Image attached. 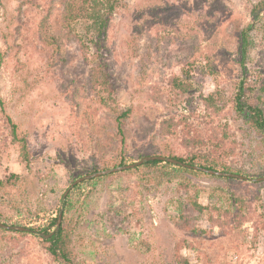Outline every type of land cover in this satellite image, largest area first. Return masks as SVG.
<instances>
[{
  "label": "rangeland",
  "instance_id": "rangeland-1",
  "mask_svg": "<svg viewBox=\"0 0 264 264\" xmlns=\"http://www.w3.org/2000/svg\"><path fill=\"white\" fill-rule=\"evenodd\" d=\"M250 3L127 0L114 13L107 31L105 59L115 86L111 103L101 90L85 89L89 66L75 43L65 46L69 61L63 67L55 58L46 57L40 26L58 2L0 0V99L4 105V114L0 112V180L14 173L33 181L24 197L19 187L0 192V220L51 232L54 226L48 227L49 222L66 202L75 264H177L175 256L187 264H264V222L259 220L264 215V185L175 173L153 189L141 185L143 173H119L93 180L73 189L64 202L61 199L73 180L93 173L94 167L100 171L112 168L111 160L118 158L117 146L116 150H100L95 144L105 134L117 136L110 106L131 110L123 123L127 164L156 150L189 154L180 143L182 125L164 140L153 134L169 117L181 121L188 115L195 126H204L209 115L202 97L228 99L231 95L240 74L235 33L251 21ZM88 25L82 20L74 28L92 59L95 37ZM257 29L252 33L255 47L248 60L252 73L263 65L264 13ZM175 77L191 85L190 96L175 95L169 86ZM231 112L228 105L220 120H210L213 125L227 123L234 134L236 152L227 164L238 174L260 177L264 175V140ZM6 115L28 141L31 164L26 172L19 164V149L10 136ZM194 195L207 210L194 214V232H183L175 225L179 203L191 201ZM236 198L250 204L240 212L243 220L235 216ZM114 210L124 218L120 233L114 232V220H110ZM227 211L229 217L224 215ZM210 214L221 222L227 220L224 228L213 227ZM35 216L38 220L31 222ZM195 231L205 234L198 236ZM43 245L33 235L0 232V264H61Z\"/></svg>",
  "mask_w": 264,
  "mask_h": 264
},
{
  "label": "trees",
  "instance_id": "trees-1",
  "mask_svg": "<svg viewBox=\"0 0 264 264\" xmlns=\"http://www.w3.org/2000/svg\"><path fill=\"white\" fill-rule=\"evenodd\" d=\"M53 1L56 3L58 2V4L54 5L55 7L53 6L52 10L47 11L45 22L41 24L39 31L40 42L42 47L46 50V57L55 58V62L58 63L60 67H63L67 65L69 61L65 46L68 43H75L79 48L84 62L89 66L88 74L84 78L85 89L87 88L89 89V92L93 93L101 90L104 94L109 95L112 103L115 86L112 79V73L109 71V66L105 59L107 31L114 13L123 9L127 0ZM263 13L264 0H251L248 13L251 21L235 33V37L237 39V51L240 58V74L238 80L234 84L231 95L228 99H222L220 96L214 98L213 95H210L209 97H202L201 99V104L209 115V121L202 123L204 126H195L192 122H190V117H188V115H184L180 119L181 121H175L172 117H169L162 120L157 131L154 132L153 136L164 140L166 137L174 136L180 125H182V138L180 143L182 147L189 152V154L186 156H178L168 149H163L162 151L156 150L152 154L148 153L147 155H162L177 159L190 165H199L209 169L239 173L238 171L232 170L227 164V159L233 157L236 152L235 143L237 142L234 140V134L226 125L227 123L223 125L221 123L220 125H213L210 124V120H220L222 112H224L225 108L229 105L232 115L234 114L238 121H240V123L249 131L260 136L262 140H264V51L260 53L263 65L259 69H256L253 73L248 69V60L250 58L251 51L255 47L252 33L258 30L257 24L259 23ZM82 20L89 23V29L94 33L95 38L91 41L94 49L92 59H89L87 55L89 47L74 28V25ZM261 39L264 46V31ZM56 63H54V66ZM169 86L175 92L176 96L181 98H185L186 95L190 96L189 92L191 90V85L187 82H182L179 78L175 77L170 79ZM76 91L77 90L74 89V92ZM0 112L4 114V105L1 99ZM109 112L113 113L110 118L112 123L115 124L117 136L114 135L115 137L112 138L111 135L105 134L103 139H95V144L100 150H105L106 148L116 150L117 146L118 158L111 160V167L126 165L127 157L124 152L126 135L123 132V123L128 119L131 110H123L118 106H110ZM5 119L10 129V136L19 149V164L26 172L31 164V152L29 150L28 141L26 138L19 135L17 132V125L7 115L5 116ZM105 166L106 165L104 164L103 168H105ZM167 168L171 169L167 171ZM96 171H100L98 167H94L92 170V172ZM119 173H143L139 176L141 185L145 184L143 186L148 185L149 187H153V189H158L164 182L169 181L175 173L205 175L198 171L175 167L170 163L160 161H150L134 169ZM115 174L107 175V177ZM104 177L93 180L102 179ZM149 177L152 178L149 179ZM221 179H224L225 181L244 182L230 178ZM27 180L28 179H24L18 174H9L6 178L0 180V192L5 188L19 187L18 193L23 196L26 189H30V187L33 186V181ZM93 180L84 181L83 183L75 186L74 189L80 188L82 185H89ZM252 185L263 186L264 181L252 183ZM183 188L185 190L188 189L186 185H184ZM31 191H33V187L31 188ZM235 201L238 203L235 207V216L239 217L240 220H243L245 217H243L240 212H242L245 208L249 209L250 204L238 198H236ZM63 207L65 208L63 210L62 221L58 231L48 239H43L39 235H33V237L38 238L44 244L43 249L55 262L61 264H75L70 250L71 222L68 219L69 209L66 202L63 203ZM178 209L179 218L175 222L176 228L183 232H194V229L191 228L192 221L195 219L194 214L197 216L203 214V212L207 210V207L200 205L194 195V198H192L191 201L180 202ZM224 215L229 217L231 214L227 211ZM208 217V221L213 227L224 228V225L227 222V220L221 222L218 218L211 214ZM259 218V220L264 222V215H259ZM30 220L31 222H36L38 217L35 216ZM110 220H114V232L120 233L119 226L124 220V218L121 217V213L114 210ZM2 222L9 225H22L19 221L13 222L9 219L7 221L3 220ZM55 222L56 218L52 219L49 222L48 227L55 226ZM30 229L36 232H44L45 234L49 233L47 232V228L39 231L37 227L33 226L30 227ZM0 232L21 236L32 235L27 232L7 231L3 229H0ZM195 232L198 236L205 234L204 231ZM188 246H190V248L193 247L192 245ZM175 261H177V264H187V260L179 256H175Z\"/></svg>",
  "mask_w": 264,
  "mask_h": 264
},
{
  "label": "water",
  "instance_id": "water-1",
  "mask_svg": "<svg viewBox=\"0 0 264 264\" xmlns=\"http://www.w3.org/2000/svg\"><path fill=\"white\" fill-rule=\"evenodd\" d=\"M150 161H160V162L170 163L175 167H181V168H186V169L193 170V171H198L200 173H203L205 175L212 176V177L230 178V179H236V180H240V181H247V182H251V183H257V182H263L264 181V175H262L260 177L251 178V177H248L246 175H242V174H238V173L209 169V168H205V167H202L199 165H190L188 163L181 162L177 159L162 156V155H147V156H144V157L140 158L138 161H135L131 164L121 165V166H117V167L104 169L101 171H96V172L89 173V174H86V175H83V176L76 178L75 180H73L70 183V185L64 191L62 198H61L62 202H64L66 200V197L74 189L75 186H77L80 183H83L84 181H89V180L104 177L107 175L128 171V170L139 167V166L143 165L144 163H147ZM62 215H63V207H60L58 214H57L54 229L51 232H49L48 234H45L44 232H36V231L30 229V227H25L22 225H9V224L3 223L1 221H0V229L7 230V231L27 232V233H31L32 235H39L43 239H48V238L52 237L58 231V229L61 225Z\"/></svg>",
  "mask_w": 264,
  "mask_h": 264
}]
</instances>
